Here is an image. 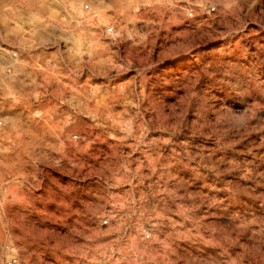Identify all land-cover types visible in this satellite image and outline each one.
I'll return each instance as SVG.
<instances>
[{
	"label": "clouds",
	"instance_id": "clouds-1",
	"mask_svg": "<svg viewBox=\"0 0 264 264\" xmlns=\"http://www.w3.org/2000/svg\"><path fill=\"white\" fill-rule=\"evenodd\" d=\"M261 149L264 0H0V264H264Z\"/></svg>",
	"mask_w": 264,
	"mask_h": 264
},
{
	"label": "rangeland",
	"instance_id": "rangeland-1",
	"mask_svg": "<svg viewBox=\"0 0 264 264\" xmlns=\"http://www.w3.org/2000/svg\"><path fill=\"white\" fill-rule=\"evenodd\" d=\"M178 39H179V37H178ZM170 47H171V45L169 43L161 44V41H157V49L154 52L153 57L154 58L165 57L166 59L170 58L169 57ZM185 66L186 65L183 62H180V63L175 65V67H178V68H183ZM258 135H262V134L253 133V136L251 138H256ZM260 151L264 152V149H261ZM249 159H251V157H249ZM65 179H67V178H65ZM257 191L258 192L264 191V189H258Z\"/></svg>",
	"mask_w": 264,
	"mask_h": 264
}]
</instances>
